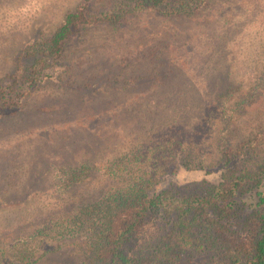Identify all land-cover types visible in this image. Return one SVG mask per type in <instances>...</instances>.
Listing matches in <instances>:
<instances>
[{"label": "trees", "instance_id": "1", "mask_svg": "<svg viewBox=\"0 0 264 264\" xmlns=\"http://www.w3.org/2000/svg\"><path fill=\"white\" fill-rule=\"evenodd\" d=\"M95 2H104L102 7L109 2L110 8L94 11ZM208 2L84 0L65 14L50 36L26 45L15 72L8 80H0V120L15 121L25 112L29 115L33 93L57 88L42 98L46 110L35 109L38 114L49 115L52 125L50 144L42 146L39 155L50 166L46 194L51 202L61 201L59 208L66 205L70 210L20 238L24 235L14 231V213L4 217L2 211L16 208L13 187L24 172L8 173L3 165L7 158H2L0 264H54V256L69 246L85 250L83 264H172L190 250L209 252L208 264H264V149L260 147L264 134L258 132L235 148L229 140L234 118L251 108L260 87L225 86L226 79H218L216 85L222 89L208 103L210 109L205 115L200 112L202 103L197 105L196 99L195 103L188 96H177L172 100L180 105L172 109L175 114L162 113L159 119L164 121L142 135V126L137 127L142 114L128 118L129 109H118L133 106L130 102L115 105L119 97L109 90H98L102 96L96 99L98 94H91L92 105L88 106L86 100L74 104L72 96L66 95L71 89L64 93L60 82L66 71L62 60L67 44L86 30H118L127 17L143 14L188 19ZM260 79L262 87L264 53ZM111 113L120 117L121 126H103ZM205 116L207 120L202 123ZM190 117L197 120L188 125ZM94 121H101L104 132L93 126ZM57 123L60 127L56 128ZM204 139L217 140L219 157L203 167L206 174L217 175V181L191 194L173 188L156 190L160 178L174 171L170 164L178 177L185 176L183 182L189 180L196 169L190 164L192 159L184 160L183 154L193 145L199 148ZM49 154L51 158H47ZM39 172L33 176L40 177ZM67 193L78 200H71ZM147 220L163 224L161 236L136 253L129 251L128 240ZM20 239L25 242L24 248H19L24 243Z\"/></svg>", "mask_w": 264, "mask_h": 264}, {"label": "rangeland", "instance_id": "2", "mask_svg": "<svg viewBox=\"0 0 264 264\" xmlns=\"http://www.w3.org/2000/svg\"><path fill=\"white\" fill-rule=\"evenodd\" d=\"M83 1L0 0V80H8L9 75L15 72L18 58L29 42L50 36L62 23L65 14ZM103 3L95 2L93 10H108L109 2L102 7ZM263 53L264 0H209L198 14L188 19L143 14L136 18L127 17L118 30H86L67 44L62 60L66 71L62 73L60 82L63 92L71 89V93L66 95L72 96L74 104H84L83 100H86L88 106L92 105L91 94H98L96 99L102 96L98 90H109L119 97L120 101L115 105L123 102L133 104L118 109H129L128 118L142 114V120H137V127L142 126V135L164 121L159 119L162 113L175 114L172 109L180 105L172 100L177 96H188L192 101L196 99L197 105L202 103L200 112L205 115L210 109L208 103L222 89L216 85L218 79H226L225 86L260 87L251 108L234 118L229 140L235 148L258 132L264 134V85L261 87L260 79ZM51 89L57 91V88L47 87L32 94L27 108L31 111L29 115L25 112L15 121L0 120V160L7 158L3 165L8 173L17 175L24 172L23 177L15 179L13 187L16 208L5 209L2 214L9 217L14 213V231L22 232V239L35 228L61 218L70 210L66 205L59 208L61 201L51 202L46 194L50 166L49 161L39 155L41 147L50 144L48 133L52 125L49 115L38 114L35 109L46 110L47 105L42 98ZM106 117L107 122L103 121V126L122 125L115 113ZM196 120L190 117L191 122L187 124ZM205 120L207 117H202V123ZM100 124L101 121L93 122L94 127L100 128ZM57 127L60 124L57 123ZM100 132H104L103 128ZM201 143L199 148L193 145L183 154L184 160L192 159L189 163L196 169L191 172L189 180L183 182L185 176L178 177L175 166L170 164L174 171L160 178L156 190L173 188L181 194H191L202 191L206 183L217 181V175L206 174V169H203L219 157L217 140L204 139ZM260 147L264 149L263 142ZM200 149H203L202 153H198ZM173 155L178 157L174 152ZM47 158H51L50 154ZM37 172L42 175L35 178L33 174ZM97 180L96 177L92 187ZM27 191L31 192L30 195H26ZM67 195L71 200H78L69 193ZM46 202L50 204L46 205ZM162 228L163 224L159 222L145 221L140 232L128 240L126 247L134 253L142 250L161 236ZM24 247L25 242L19 246ZM78 250V246L65 247L53 257L52 262L83 264L85 250ZM208 255L209 252L190 250L172 264H208Z\"/></svg>", "mask_w": 264, "mask_h": 264}]
</instances>
